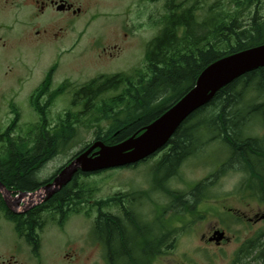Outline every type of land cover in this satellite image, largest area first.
Instances as JSON below:
<instances>
[{
	"label": "trees",
	"instance_id": "1",
	"mask_svg": "<svg viewBox=\"0 0 264 264\" xmlns=\"http://www.w3.org/2000/svg\"><path fill=\"white\" fill-rule=\"evenodd\" d=\"M159 24L158 34L147 47L145 70H136V77L119 74L91 81L83 89V92L89 91L85 111L68 109L55 123L50 110L68 84L50 93L52 74L49 73L32 100L38 121L26 131H18V112L7 130L0 129V180L6 185L34 190L38 186L35 169L70 145L78 125H84L81 115L89 114L99 94L118 87L126 79L129 82L121 94H117L120 96L101 101L96 107L102 116L113 118L107 130L99 127L96 139L114 144L134 135L189 91L210 64L264 44V3L263 0H166ZM101 80L103 82L93 88ZM257 91L264 95V67L233 80L192 113L162 149L165 154L158 165L161 175L171 176L188 157L216 140L228 147L234 158L242 146L254 145L256 140L245 130L253 121L256 108L245 98ZM123 95H131V103H118ZM122 105L120 113L115 110ZM99 121L100 115L92 116L87 122L91 125ZM253 126L250 129H254ZM79 175L89 174L79 170L74 178ZM59 192L62 200L75 197L69 187ZM1 206L5 208L0 196ZM107 222L105 219L106 233L113 231L115 235H122L120 228H111Z\"/></svg>",
	"mask_w": 264,
	"mask_h": 264
},
{
	"label": "flooded vegetation",
	"instance_id": "2",
	"mask_svg": "<svg viewBox=\"0 0 264 264\" xmlns=\"http://www.w3.org/2000/svg\"><path fill=\"white\" fill-rule=\"evenodd\" d=\"M8 2L19 8L18 0ZM22 2L27 8L37 5L41 13H81L75 12L76 4L71 0ZM64 4L66 7L61 8ZM34 19L35 16L30 14L27 22L32 23ZM47 23H43L45 29ZM73 24L71 19L64 27H72ZM63 29L60 26L59 30ZM48 31L45 30L54 40L61 36ZM124 35L127 39L128 34ZM102 50L98 53L100 59L113 57L112 52L107 54L109 48L102 47ZM12 73L14 67L4 71L7 76ZM23 83L24 80L18 77L4 89L5 99L9 98V109L5 113L8 118L18 109L16 102L19 101V90ZM33 93L28 92L23 97V103L30 102ZM261 103L256 102L258 105L254 106L253 114L264 119V106H260ZM253 138L256 140L254 145L242 146L235 159L221 161L213 175L206 177L203 185L205 192L194 190L174 197L164 195L160 197L163 202L154 198L152 193L156 192L135 189L112 192L104 205L100 198L93 196L95 191L84 197L83 176L79 175L76 178L73 176L57 192L44 196L38 204L29 207L22 193H34L45 188L62 169L45 178L40 176L43 165L37 167L35 177L38 186L34 190L7 185L21 203L16 211L10 210L7 205L0 208V216L6 218V227L15 236L10 241L0 242V264H264V132L256 133ZM233 172L238 174V178L229 187L228 177ZM64 187H69L70 194H75V197L62 200L59 191ZM73 204L77 206L75 209L70 207ZM147 208L152 212L151 217ZM92 212L95 214L94 220ZM81 213L84 214L81 217L84 228L78 239L65 240L59 249V252L63 251L53 255L45 242L43 245L45 229L51 225L65 232L71 216H81ZM165 213L168 215L166 220ZM105 219L111 228H120L122 235H115L113 231L106 233ZM198 222H203L205 227L197 230L195 226ZM181 227L184 229L180 232ZM187 231L191 232L193 239L199 238L198 247L174 255L175 251H179L181 234Z\"/></svg>",
	"mask_w": 264,
	"mask_h": 264
},
{
	"label": "rangeland",
	"instance_id": "3",
	"mask_svg": "<svg viewBox=\"0 0 264 264\" xmlns=\"http://www.w3.org/2000/svg\"><path fill=\"white\" fill-rule=\"evenodd\" d=\"M77 6H80L85 12L73 19L72 27H64L69 16L66 14L41 13L37 5L24 7L22 0H18L19 8L17 9L8 0H0V128L5 129L10 117L6 116L9 109L8 99H5V90L16 78L24 80L23 87L19 90V101L16 102L20 112L19 128L26 129L32 123L38 121V115L32 108L31 103H23V97L39 84L46 76L47 71L55 64L54 55L61 54V61L53 76V80L58 85L65 79L81 84L89 82L91 79L104 74L107 76L117 72H130L134 68L145 69V56L149 41H151L159 32L161 26L160 18L165 12L166 0H73ZM264 3V0H263ZM35 16L32 23H28L29 15ZM46 24L48 32L61 34L59 39H52L45 32L43 23ZM63 26V30H59ZM37 31H40L37 34ZM44 32V33H43ZM124 33L128 34L125 39ZM102 47H107V54L112 52L113 57L103 58L97 56L98 51L102 52ZM9 67H14L13 73L9 76L4 71ZM5 89V90H4ZM3 91V92H2ZM2 93V94H1ZM73 90L66 91L59 96L50 110L51 119L55 123L58 116L66 109L70 108L73 101ZM108 95H113L110 92ZM73 109H82L81 104L72 107ZM91 114V113H90ZM91 116L84 115L82 121L84 125H78L77 133L74 140L68 147L63 148L52 160H50L40 171L41 177L51 176L60 166L69 160L73 154L79 151L87 143L94 140L98 131V125L88 124V118ZM258 123L255 133H263L264 127H258L262 124L263 118H256ZM110 120L102 119L101 127L106 129ZM252 122L250 126H252ZM249 128L246 131L250 130ZM218 145V142H216ZM209 150L203 157L192 158L187 161L180 169L179 175L171 182L170 186L176 190H185L196 182L204 179L208 174L209 168L214 164L226 159L225 149L221 151L219 147L208 146ZM230 154V153H229ZM216 156V157H215ZM155 159L150 160V165L141 163L136 169H125L117 172H104L101 175L93 176L86 179V183L97 187L93 193L96 198H104L112 192L119 190H132L131 186L141 189L151 188L146 176L151 171L149 167L155 163ZM212 162L206 163V162ZM238 174L230 173L229 187L236 183ZM158 182H156V185ZM219 189V188H218ZM230 191L229 188H227ZM154 198L160 202V193H152ZM153 198V199H154ZM163 202V201H162ZM85 210V207H84ZM90 212V211H88ZM148 216L152 212L147 208ZM71 216L72 219L66 226L65 232L57 230L56 226L49 225L44 232V241L53 255H59L60 247L65 240L75 241L77 236L83 230L81 217L83 213ZM95 214L92 212L91 217L94 220ZM6 218L0 216V242L10 241L15 238L14 234L7 229ZM12 225V223H10ZM207 226V225H206ZM205 227L204 223H197L195 228L201 230ZM187 228V227H185ZM184 227L180 228V232ZM85 231V230H84ZM200 236V235H199ZM179 251L174 255H180L189 248L198 247V237L193 239L191 232L187 231L181 234ZM193 241H190L192 240Z\"/></svg>",
	"mask_w": 264,
	"mask_h": 264
},
{
	"label": "water",
	"instance_id": "4",
	"mask_svg": "<svg viewBox=\"0 0 264 264\" xmlns=\"http://www.w3.org/2000/svg\"><path fill=\"white\" fill-rule=\"evenodd\" d=\"M264 67V44L252 47L210 64L199 76L194 87L178 100L160 118L146 126L145 132L115 145L99 141L80 153L57 177L56 181L34 195L39 200L45 194H52L67 184L78 169L95 172L108 168L126 166L138 162L164 146L177 128L193 112L209 102L215 93L241 75L253 69ZM99 148V150H96ZM96 150V151H94ZM0 193L10 210L16 211L21 202L12 196L11 191L0 181ZM27 193H23L25 196ZM31 201V202H32ZM30 202V203H31ZM36 202H32V206ZM29 203L26 202V205Z\"/></svg>",
	"mask_w": 264,
	"mask_h": 264
},
{
	"label": "bare ground",
	"instance_id": "5",
	"mask_svg": "<svg viewBox=\"0 0 264 264\" xmlns=\"http://www.w3.org/2000/svg\"><path fill=\"white\" fill-rule=\"evenodd\" d=\"M48 186H49V185H48ZM48 186H46L45 188H47ZM45 188H43V191H42V192H44V191H45V190H44Z\"/></svg>",
	"mask_w": 264,
	"mask_h": 264
}]
</instances>
